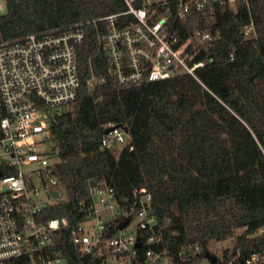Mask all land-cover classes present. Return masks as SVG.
I'll use <instances>...</instances> for the list:
<instances>
[{"label":"trees","instance_id":"1","mask_svg":"<svg viewBox=\"0 0 264 264\" xmlns=\"http://www.w3.org/2000/svg\"><path fill=\"white\" fill-rule=\"evenodd\" d=\"M3 1L0 41L124 8L122 0ZM250 22L254 32L245 39L243 26ZM176 24L182 38L205 27L221 35L204 53L198 80L180 75L128 86L113 83L98 51L104 24H85L76 45L75 100L48 117V140L59 160L55 172L67 199L40 214L68 219L53 245L67 264H101L70 238L89 183H107L126 200L145 187L169 253L196 241L207 249L210 240L227 238L233 244L214 264H243L252 253H264V234L253 236L264 226V0H237L235 14L220 7L192 11ZM91 76L103 81L91 85ZM108 125L125 128L130 137L119 154L100 147ZM137 253L140 258L141 247Z\"/></svg>","mask_w":264,"mask_h":264},{"label":"built area","instance_id":"2","mask_svg":"<svg viewBox=\"0 0 264 264\" xmlns=\"http://www.w3.org/2000/svg\"><path fill=\"white\" fill-rule=\"evenodd\" d=\"M122 1V10L102 17L0 41V264H67L53 245L57 231L69 227L68 219L43 220L40 214L67 199L55 172L59 160L48 140V117L75 100L76 45L85 36V24H104L98 51L107 60L113 83L128 86L180 75L198 80L204 53L221 35L205 27L182 38L176 20L216 7L237 12V0ZM251 32L252 22L243 26L244 38ZM95 81L103 78L91 76V85ZM108 127L100 147L119 154L129 142L128 132L117 125L104 130ZM80 212L82 220L70 227L71 242L83 255L100 258L101 264H214L220 257L215 255L210 263L209 250L197 241L169 253L145 187L135 188L132 199L126 200L107 183H89ZM262 234L264 226L253 236ZM243 264H264V253H252Z\"/></svg>","mask_w":264,"mask_h":264},{"label":"rangeland","instance_id":"3","mask_svg":"<svg viewBox=\"0 0 264 264\" xmlns=\"http://www.w3.org/2000/svg\"><path fill=\"white\" fill-rule=\"evenodd\" d=\"M1 9L2 11L5 10V4L3 0H0ZM62 198H65V191L63 189H60ZM236 234H240L241 230L237 229L235 231ZM233 244V238H227L225 240H210L207 243V249L211 253H216V255L220 256L219 259H221V252L226 248H231ZM215 256V255H214ZM216 258V257H215Z\"/></svg>","mask_w":264,"mask_h":264},{"label":"water","instance_id":"4","mask_svg":"<svg viewBox=\"0 0 264 264\" xmlns=\"http://www.w3.org/2000/svg\"><path fill=\"white\" fill-rule=\"evenodd\" d=\"M111 128H112V127H108V128H106V129L104 130V133H107ZM53 194H54L55 196H57V191H54ZM127 222H128V219H125V220L123 221V223L120 225V228H122ZM135 245H136V246L139 245V241H138V240H137V242H136ZM206 258L210 261V263H213V262L215 261V259H216L214 255H211V254H209V253H206Z\"/></svg>","mask_w":264,"mask_h":264}]
</instances>
